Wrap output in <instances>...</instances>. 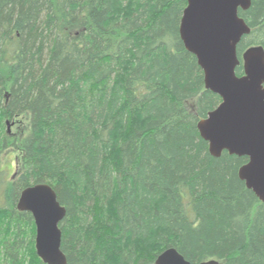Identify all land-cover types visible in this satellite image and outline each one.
Returning <instances> with one entry per match:
<instances>
[{"label": "trees", "instance_id": "trees-1", "mask_svg": "<svg viewBox=\"0 0 264 264\" xmlns=\"http://www.w3.org/2000/svg\"><path fill=\"white\" fill-rule=\"evenodd\" d=\"M251 1L238 76L264 49V0ZM187 5L0 0V264H44L18 209L37 184L67 209V264H156L170 248L191 264H264V203L239 176L249 159L214 157L198 130L222 99L181 38Z\"/></svg>", "mask_w": 264, "mask_h": 264}, {"label": "water", "instance_id": "water-1", "mask_svg": "<svg viewBox=\"0 0 264 264\" xmlns=\"http://www.w3.org/2000/svg\"><path fill=\"white\" fill-rule=\"evenodd\" d=\"M180 27L188 52L196 56L205 75L206 89L222 103L198 124L210 153L220 157H247L239 176L264 203V49L253 47L243 56L244 75H237L241 62L238 46L251 33L240 10L251 0H187ZM18 209L31 213L36 224V252L44 264H67L62 251L60 224L67 209L48 184L26 188ZM156 264H191L175 248L158 256ZM201 264H220L210 260Z\"/></svg>", "mask_w": 264, "mask_h": 264}, {"label": "rangeland", "instance_id": "rangeland-1", "mask_svg": "<svg viewBox=\"0 0 264 264\" xmlns=\"http://www.w3.org/2000/svg\"><path fill=\"white\" fill-rule=\"evenodd\" d=\"M25 128V122L19 121L18 123H7V130L9 134H12V131L14 133H22ZM1 166L3 169H5L9 174L8 176L13 177L17 172V167L19 163V157L18 153L12 149L7 150L2 156H1ZM4 205V199H0V206Z\"/></svg>", "mask_w": 264, "mask_h": 264}, {"label": "flooded vegetation", "instance_id": "flooded-vegetation-1", "mask_svg": "<svg viewBox=\"0 0 264 264\" xmlns=\"http://www.w3.org/2000/svg\"><path fill=\"white\" fill-rule=\"evenodd\" d=\"M6 174H9L8 172H6ZM12 178V177H11Z\"/></svg>", "mask_w": 264, "mask_h": 264}]
</instances>
